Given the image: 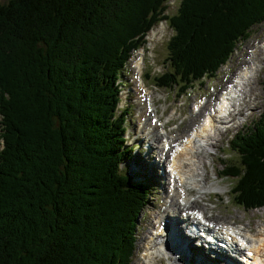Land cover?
Instances as JSON below:
<instances>
[{"label": "trees", "instance_id": "1", "mask_svg": "<svg viewBox=\"0 0 264 264\" xmlns=\"http://www.w3.org/2000/svg\"><path fill=\"white\" fill-rule=\"evenodd\" d=\"M167 1L0 4V264L130 262L147 188L118 172L125 152L110 79ZM173 16L163 78L184 92L264 23V0H180ZM233 149L240 199L264 206V124Z\"/></svg>", "mask_w": 264, "mask_h": 264}, {"label": "rangeland", "instance_id": "2", "mask_svg": "<svg viewBox=\"0 0 264 264\" xmlns=\"http://www.w3.org/2000/svg\"><path fill=\"white\" fill-rule=\"evenodd\" d=\"M8 1L9 0H0V4H6ZM179 2H180V0H169V2H167L168 8L164 14L167 16L175 15L177 12L178 6H179ZM159 27H163V24H158L156 28H159ZM160 32L161 31H159V33ZM166 33H168V35L165 37L164 41L162 43L156 44L155 49L153 51L149 50L146 53V65L149 68L148 71H152V76H153L154 71L151 70V67L153 66V64L154 63L157 64V68L155 69L156 71L162 72V70L164 68V66H162V64L164 63L166 57L168 56V52L166 50V42L168 41L169 37L172 35V31L169 29V30H167ZM263 37H264V23L259 24V25H254L247 38H243V39H240L237 41V43H236V45L232 51L234 53L229 55L228 59L226 60V65L219 70L218 74L214 78L212 77V79L205 80L203 85H195V89H190L188 91V93L185 96H183L182 99H180V101H178V102H168V101L173 99L174 93H175V91H177V89H174L172 91H168L164 96H162V100L155 101L154 105L156 107V109H155L156 110V113H155L156 119L160 120L163 123L164 121H167L172 116V114L174 117V120H171V121H173V124L167 125V122L170 121V119L167 122H164L166 124L165 125L166 131H168V132L171 131V133H167V138H174V139L179 140L183 137V135H185L189 131L191 126H193V125L196 126L195 123H197L199 125L202 122L201 121L202 120V114L200 115L198 120L193 121V122L191 121V119L193 118L192 117L193 115L191 113L193 106L196 105L198 102H204L205 100L207 102L209 100V101H211V106H209V102H208L207 105L205 104L206 108L208 106L210 107V109L214 108V106H216V104L218 102L217 99L218 98L220 99V95L222 93V90H226L227 87L226 86L224 87V85L226 82H228L230 80V77L233 74V72L237 68H239L240 64L242 65L245 62H250V57H249V59L244 60L245 56L247 54V51L250 50L251 53L256 51L258 49V47H260L259 43L264 40ZM259 40H261V41L257 42V43L255 42V41H259ZM256 45H257V47H256ZM134 59H137L136 56H135V58L133 57L131 59V62ZM132 70L135 73L136 77H138L140 75V73H138L136 70H134L133 67H132ZM257 83H258V86L256 84H253L251 92L254 96L257 97L258 100H255V102H254L255 107L251 108V112L250 111L247 112V114L249 116H248V118L244 119L243 125L237 127V125H239L241 122V118L238 117L239 121H237L236 126H235L237 128L231 129L230 131L226 132V134L221 139V141L218 140L219 138L217 137L216 140H213L212 142H210V144H211L210 149L215 148L214 147L215 143H219V146H220L219 150H217L216 148H215V150L211 149V152L216 154L217 157L220 159V161H222V163H217V170L218 171H221L223 169L224 163L225 164L226 163L231 164V163L238 161V159L233 158L234 155L231 152V150H229V149L224 150L225 147L227 146L229 140L233 137L234 133L240 128L241 129L251 128L252 125L259 119L260 115L264 111V91L262 90V88L259 84V81ZM148 84L150 85V89L152 90V92H155V89L152 87V81H149ZM219 92H220V94H219ZM218 94H219V96L215 101V98ZM132 99L133 98H131V100H130L131 105H133L130 108V116L133 119L134 123L128 124L126 126L125 138L127 140V144L129 146L133 147L134 151L130 157L131 161H129V162L126 161L121 165L122 173L130 175V176H133V174H134L133 169H135V167H134L135 164L142 163L145 166V168L149 167V163L146 162V160L151 161V162H155V159H157V156H158V155L156 156L155 153H151V155L148 156L145 160V159H143L142 155H140V152H143V155H145L148 152L147 151V143L148 142L146 141V139H149V136L147 138L146 137L147 134L143 135V133H144L145 128L146 129L149 128L148 125L151 123V121L148 122L149 117L146 116L145 119L148 122V124H147V122L142 121V117L139 115V119L136 123L137 119L134 118L133 114L136 111L137 105H134V103L132 102L134 100H132ZM143 105L145 107V104H143ZM247 106L250 107V105H247ZM247 106H245V107H247ZM245 107L242 106L243 109ZM206 108H202V109H206ZM138 109H137V111H138ZM176 110H178L177 113H176ZM140 113H141V111H140ZM238 118H236L235 120H237ZM135 123H136V127H135ZM143 123H145L144 127H140V126H142ZM132 124H134V125H132ZM160 128L161 127H157V125H156L155 133H157L158 135L160 133V132H158ZM162 128H164V127H162ZM134 130H136V132ZM139 131H140L141 135H139ZM134 133L136 136L133 135ZM179 137H181V138H179ZM136 138L140 139V140H136ZM160 138H163V136L161 137V135H160ZM214 154L211 155L212 161L216 160V156ZM207 160L204 159V161H206V162H207ZM224 160H225V162H224ZM204 165H205V163H204ZM149 168L152 169V171H153L152 175H154V173H155V175L157 177H156V179L152 180L153 182L151 181L152 183L150 182V185H149L150 192H149V198H148V205H146V207L142 211H140V215L138 218L139 221H137L138 223H137V228H136L135 247H134L135 253H134V257H133L134 258L133 260H136V261H138L139 244L142 243L141 247L143 248V251H144V245L146 243L150 242L149 238H150V229L152 227L151 226L152 221H154V222L156 221L157 215H162L163 211L165 210V208L168 206V203H169V199L165 198L166 192H165V189L163 191V188L160 185L161 183H159V185L156 184L157 180L162 181V179L159 177V175L161 174V171L159 172L154 166L149 167ZM217 170H216V174L218 172ZM209 171H210V176H212L213 175L212 169L210 168ZM144 177H145L144 174L140 175L141 179L147 180V177H145V178ZM208 180H209V178H208V174H207V178H205L206 184H207ZM133 181L134 182L138 181V178L133 177ZM208 186L209 187H212V186L216 187V184L211 182V183H209ZM217 187L222 189V190H226L228 187L233 188V184H232L231 180L222 179L221 181H219ZM202 197H204L206 199L209 198L206 194ZM226 202H228L227 199L224 200V203L221 205L219 210H217L214 213V216L215 217L217 216V218L221 219L223 222L238 221V222L246 224V225L256 226L259 223V220H261V218L264 217V208L259 207L253 211H244L242 208L235 206L234 203L232 205H227ZM199 206L203 209L209 208V205L205 206L203 203H201ZM171 207H170V212L175 211L176 208H174V207L171 208ZM206 211L208 212V215H210L209 210H206ZM167 216L168 215L166 213H164L161 216V219H162V217H167ZM173 216H177V214L173 215ZM263 224L264 223L257 226V229H258L257 232H261ZM147 246H149V244H147ZM168 248L173 250V251H177V249H173L172 247H170V245L168 246ZM146 249H147V247L145 248V250ZM163 255L164 254H162V256ZM167 255L171 256L172 260H171V262L164 261L163 264H166V263L171 264L176 259L175 254L172 252H167ZM142 256H144L143 257V263L144 264L156 263V262L162 260V257L152 258L153 256H157V255L147 253L146 251H145V254L142 252ZM186 258H188V257H186ZM186 262L189 263L188 260ZM105 264H106V262H105ZM132 264H133V262H132Z\"/></svg>", "mask_w": 264, "mask_h": 264}, {"label": "bare ground", "instance_id": "3", "mask_svg": "<svg viewBox=\"0 0 264 264\" xmlns=\"http://www.w3.org/2000/svg\"><path fill=\"white\" fill-rule=\"evenodd\" d=\"M158 35H159V32H155L154 30H152L148 34L147 39L148 40H151L152 38L156 39V37ZM259 46L260 47H258V49L256 51L251 53L252 55L250 56V63H252V65H250L249 68H244V70L240 74V76L244 79H241L242 81L239 84L232 82L233 86L231 88H228V86H227L226 90H224L223 93H221L220 99L219 98L217 99L218 102H217L216 106H214V108H211L213 110H212V112H209L210 115L204 117V120L196 127L197 129H196L195 133L192 132L193 136L189 135L186 138H182L180 143L175 144L178 142V139H174V138H167L166 139L164 136H163V138H160V135L155 133L156 124L154 125V127H152L151 123H150L148 125L149 128L144 129L143 135L147 134L146 137L149 136V139H146V141L150 143L149 148L152 149L153 153H156L158 156H162V157L165 156V158L170 159V157H172L171 156L172 153L174 152L173 150L178 145H180L182 143L185 144V147L183 148L182 152L179 153L175 158L174 170L176 171V175L179 178L178 182L183 183V176H185L186 174H187V177H191L193 179H196L198 177L200 179L201 183L203 181L204 185L202 186V191L200 192V194L202 196H204L206 194L205 191H203V189L206 186L205 178H207V172H206V167L204 165V159L211 157L212 154L209 153L205 149L201 150V155H200L201 168L200 167L197 168L196 174H193L192 170L190 169V166L194 164L195 159H196L194 147L197 146L198 148H201L202 145L200 143L202 142V138L207 136L209 133H217L218 138L220 136H222L221 131L218 130V129H220V127H218V126H222L224 124H229L234 120V125L231 124L229 127V130L232 129L233 127H235L237 121H239V118L244 117V114L242 113L244 111V109L242 108V106L245 107L247 105H250V107H248V106L246 107L247 108L246 112L251 110V108L255 107L254 102H255V100H258V99L256 96H254L252 94L251 88H252L253 82L255 81L254 71L260 68V65L257 62L255 63V61H257L258 58H260V55H262L264 53V40L259 43ZM256 47H257V45H256ZM135 56L137 59L132 60V67L138 73H141L143 66H144L143 57H141L142 54L138 53ZM135 56H134V58H135ZM140 86L146 91V93L144 94V98H146V101H148L147 102L148 104H151V106H149V107L150 108L154 107L153 99H152L150 93L148 92V89L146 88V86L144 85V83L142 81L137 83V88H140ZM139 94H140V92H139ZM207 103L208 102H206L205 104L207 105ZM144 104H145L144 112L142 115H140L142 118L146 116V112H147L146 102H144ZM202 108H206V106L204 105ZM202 108H200L201 109L200 113L203 110ZM154 110H155V108L152 109V111H154ZM200 115L201 114H199V113L195 114L194 116H192L193 118L191 119V121L193 122V121L198 120ZM207 117H209V122L206 121ZM236 118H238V119L235 120ZM144 124L145 123H143L142 126H140V127H144ZM164 124L165 123L163 122L162 127H164ZM162 127H161V129H164ZM226 132H227V130L224 133H226ZM139 135H141L140 131H139ZM190 138L192 139V141H190ZM184 139H186V140L184 141ZM218 140H220V138ZM165 143H168V145L170 147V150L167 151L166 153H164V148H165L164 144ZM210 147H211V144L209 143V148ZM214 147L217 150L220 149V146L218 143H215ZM172 160H173V158L171 160H168V163H170ZM219 174H220V172L218 171L217 175H219ZM184 185L186 186L185 183H184ZM188 203H189V205L187 208L181 207V205L179 204V199H178L177 194L174 193L173 195H171L169 197V204L162 213V215L164 213H166L168 216L162 217V219H161L162 215H157L156 221L155 222L152 221V224H151L152 227L150 229V236H152L153 234H155V235L158 234L157 231L159 229L160 222L163 220V218L164 219L171 218L173 215H176V214H177L176 217H178L179 215H181L182 212L194 209L193 205L190 202H188ZM176 206L181 207L179 209V212L178 213H175V211L170 212V207L176 208ZM156 224H158L157 227H155ZM241 230H244V229H241ZM256 233H257L256 236H253V237L259 242V244L256 247H254V249H253L255 252V261H256V264H264V237L261 234V232H256ZM148 244L150 245L151 242H149ZM169 245L173 249H177L176 252L180 253V257H181L182 261H185V262L187 261L186 257H188L190 254L189 248L185 244L183 238L181 237L179 229H177L176 227L172 228V237L168 241L167 246H169ZM145 251L148 253V250L147 249L145 250V248H144V251H143L144 254H145ZM160 257H162V255L153 256L152 258H160ZM189 263L191 264V261H189Z\"/></svg>", "mask_w": 264, "mask_h": 264}]
</instances>
